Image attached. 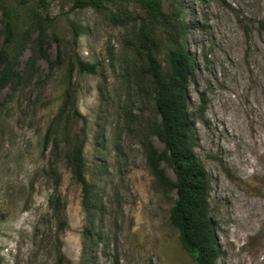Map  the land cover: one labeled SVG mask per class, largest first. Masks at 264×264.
<instances>
[{
    "label": "rangeland",
    "instance_id": "1",
    "mask_svg": "<svg viewBox=\"0 0 264 264\" xmlns=\"http://www.w3.org/2000/svg\"><path fill=\"white\" fill-rule=\"evenodd\" d=\"M45 1L0 0V49L5 12L14 32L13 78L0 90V264H197L169 221L174 192L146 165L145 146L162 145L137 33L141 22L153 32L164 65L163 26L139 0L99 10ZM158 1L184 26L194 60L187 108L209 181L216 264H264V0ZM77 58L96 73L81 72ZM79 142L86 204L66 161Z\"/></svg>",
    "mask_w": 264,
    "mask_h": 264
},
{
    "label": "trees",
    "instance_id": "2",
    "mask_svg": "<svg viewBox=\"0 0 264 264\" xmlns=\"http://www.w3.org/2000/svg\"><path fill=\"white\" fill-rule=\"evenodd\" d=\"M109 1L111 0H75L73 6L99 10L103 2ZM138 2L148 15L161 23L167 34L163 65L156 56L161 44L153 32L141 22L137 33L139 48L145 56L150 78L155 113L159 120L152 127L151 133L162 145L161 151L151 143L145 146L146 165L161 190L174 192L175 199L170 209L169 221L177 230L183 249L197 264H216L219 248L209 217V181L193 152L190 132L191 116L187 100L195 65L192 56L183 46L185 28L181 23H177L179 20L174 21L162 12L158 0ZM37 4L46 9L45 0H37ZM111 20L118 24L126 21L114 15H111ZM3 32L5 40L0 49V90L10 83L14 73L6 55V48L14 38L12 16L9 12L4 13ZM77 65L81 72L96 73L95 65L80 58H77ZM68 97L66 92L63 110L69 105ZM57 118L52 120L46 132L47 140L50 127L56 125ZM66 161L81 186L83 203L86 204L91 199L92 190L85 177L83 143H76L72 147ZM163 164L170 168L173 178L166 176ZM55 209H58V198L55 200ZM114 264H118V261L115 260Z\"/></svg>",
    "mask_w": 264,
    "mask_h": 264
},
{
    "label": "bare ground",
    "instance_id": "3",
    "mask_svg": "<svg viewBox=\"0 0 264 264\" xmlns=\"http://www.w3.org/2000/svg\"><path fill=\"white\" fill-rule=\"evenodd\" d=\"M234 136V135H233ZM259 177H260V179L262 180V181H264V176H261V175H259ZM240 208V205L237 207V209H239ZM259 212L260 211H257V212H254V215H259ZM244 215H246V216H244ZM244 216V217H243ZM249 216H250V213H245V214H243L242 215V219L240 220V219H238V220H240V222L243 224V223H245L246 222V220L249 218ZM241 225V224H240ZM263 247H264V241H263V245H262ZM263 252V251H262ZM259 264H260V262H259Z\"/></svg>",
    "mask_w": 264,
    "mask_h": 264
}]
</instances>
